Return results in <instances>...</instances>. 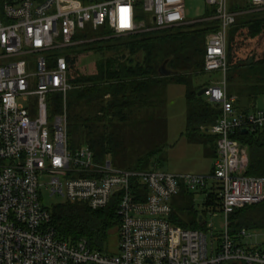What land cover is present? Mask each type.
I'll use <instances>...</instances> for the list:
<instances>
[{"label":"built area","instance_id":"built-area-1","mask_svg":"<svg viewBox=\"0 0 264 264\" xmlns=\"http://www.w3.org/2000/svg\"><path fill=\"white\" fill-rule=\"evenodd\" d=\"M206 2L214 15L203 21L214 20L216 29L206 35L204 69L220 73L203 94L221 109L208 129L216 137V161L209 174H180L117 169L90 145L71 148L67 112L50 115L48 100L53 94L67 100L74 88L67 56L85 42L81 35L106 28L121 37L197 23L189 22L184 0H0V264H264V230L233 235L230 220L236 210L264 201V176L245 174L249 148L233 137L242 129L264 132V107L238 112L227 82L230 30L241 15L263 10L264 0H247L244 9L230 0ZM139 13L148 14L150 26ZM45 184L52 195L93 210L114 204L118 252L59 238ZM183 191H206L205 200L212 194L207 212L222 215L212 257L206 232L212 223L202 218L205 229H190L173 221L172 199Z\"/></svg>","mask_w":264,"mask_h":264},{"label":"trees","instance_id":"trees-1","mask_svg":"<svg viewBox=\"0 0 264 264\" xmlns=\"http://www.w3.org/2000/svg\"><path fill=\"white\" fill-rule=\"evenodd\" d=\"M85 4L100 0H82ZM236 7V5L234 6ZM240 8H248L244 5ZM211 11L209 16H213ZM148 14L139 13L138 19H146ZM214 20L203 21L197 26L185 25L167 29L142 31L128 35L125 39L112 36L110 30L100 28L101 40L83 43L76 46V51L68 55L69 81L74 88L71 98L77 100H93L99 107L98 115L106 112L111 117L131 113L137 108L147 105V100H154L158 89L165 79L174 84L185 86L186 98L189 105V129L200 130L201 135L209 134L207 129L220 116L221 109L215 104L207 102L198 92L206 85H197L195 79L204 69V52L206 35L216 29ZM97 30V31H98ZM90 38V34L81 35ZM95 54L97 57L93 67L82 75L77 64L81 57ZM167 62L169 69L177 74L162 77L160 66ZM228 71L227 82L230 93H235L239 100L257 101L264 94V16L261 12L243 14L231 28L228 40ZM78 89V90H77ZM109 95V98L106 96ZM69 96L67 95V104ZM64 99L61 94L49 96L48 109L50 115L64 111ZM68 134L72 121V113L67 108ZM87 120H81L85 123ZM194 134V132H193ZM249 148V164L245 172L249 176H264V132L260 130L237 131L233 136ZM96 157L104 160V138L89 143ZM100 147V151L96 149ZM71 148L74 146L71 145ZM183 197L188 192L183 191ZM203 193H206L204 191ZM206 204H210V197ZM175 205L177 212L173 214V221L190 229H203L204 215L195 213L191 207ZM183 210L190 216L184 218ZM203 216V219L200 217ZM53 225L59 238L70 243L87 240L94 250L103 252L104 236L110 226H119L120 218L114 204L104 209L93 210L85 203L65 201L52 207ZM231 232L238 235L242 228L264 229V201L236 210L230 215ZM223 264H244L235 261Z\"/></svg>","mask_w":264,"mask_h":264},{"label":"rangeland","instance_id":"rangeland-1","mask_svg":"<svg viewBox=\"0 0 264 264\" xmlns=\"http://www.w3.org/2000/svg\"><path fill=\"white\" fill-rule=\"evenodd\" d=\"M246 2L247 0H230L232 6H244ZM184 3L189 22H198L197 26L202 24L203 19H207L213 10L206 0H184ZM259 11L264 16V9L248 11L245 14ZM185 25L194 26L195 24H182L173 27ZM102 32V30H90L86 32L90 34V38H85V40L80 37L79 39L84 40L85 44L108 38L103 37ZM126 37L121 36L123 39ZM72 51H76V48H72ZM97 57L90 53V55L80 58L77 68L81 75L93 67ZM219 78L220 73L218 72L202 71L196 77L195 82L197 85H205L211 81H217ZM71 94L72 91L68 93V104L66 100L64 101V108L66 112H68V108L72 113V121L69 126V144L74 146V149L82 145H89L95 139L104 138L105 147L109 149L105 153V159L111 160L113 167L117 169L157 170L173 173L183 171V169H191L189 170L190 173L211 169L212 162L209 166L208 160H204V147L199 143L207 144L208 150L213 153L215 152L213 146L214 144L216 146V137H213L211 133L206 134L204 132H202L204 134L202 136L200 130H192L194 126L189 129L187 119L189 105L185 86L174 84L169 79H165L161 88L158 89L155 99L147 100V105L137 108L131 113L126 111L123 114L127 116L126 118H123L122 114L111 117L108 112L104 116H99V107L95 105L93 100L80 101L77 100V97L71 98ZM257 104L264 107V94L259 96ZM84 119L87 121L82 123L81 120ZM96 149L100 151L101 148L96 146ZM214 160L216 161V157ZM40 181L46 183L48 178H40ZM42 194L48 207H54L56 204L65 202L61 195H52L46 184L42 188ZM172 203L174 209L177 204L182 205L183 208L191 207L195 213L204 215V219L213 224L212 231L210 232V229L207 228L206 232L209 238V254L210 257L214 256L216 251H212V246L217 249L223 233V219L220 212L218 211L217 217L208 214L205 194L203 193H188L187 197H183V193H180L172 199ZM180 215L186 219L190 217L187 210H183V214ZM118 227L115 225L107 229L104 236L103 253L114 254L118 252ZM262 241H264V236Z\"/></svg>","mask_w":264,"mask_h":264},{"label":"crops","instance_id":"crops-1","mask_svg":"<svg viewBox=\"0 0 264 264\" xmlns=\"http://www.w3.org/2000/svg\"><path fill=\"white\" fill-rule=\"evenodd\" d=\"M246 5H247V2H246ZM227 53H228V47H227ZM228 92H229V89H228ZM230 93V92H229ZM231 95H235L237 97V100H236V103H235V106H236V109L238 110V112L240 113H248V112H251L253 111L255 108H262L260 106H258L257 101H250V100H239L238 99V96L235 94V93H230ZM106 98H109V95L106 96ZM208 131V129H207ZM214 137V136H213ZM199 145H202L204 147V152H203V157H204V160H208V163H209V166H210V163H211V169H207L206 171H203V172H197L198 174H208V173H211L212 170H213V166H214V159L216 157V146L214 144V151L215 152H211L208 150V147H207V144L204 145L203 143H199ZM213 158V161H211V159ZM210 159V161H209ZM190 167V166H189ZM191 169H183V171H176V173H190ZM175 173V172H174Z\"/></svg>","mask_w":264,"mask_h":264},{"label":"water","instance_id":"water-1","mask_svg":"<svg viewBox=\"0 0 264 264\" xmlns=\"http://www.w3.org/2000/svg\"><path fill=\"white\" fill-rule=\"evenodd\" d=\"M155 21H156V18L154 17V18H153V22H155ZM159 73H160V75H161L162 77H168V76H172V75L177 74V72H175V71H173V70H171V69L168 68V66H167V62H164V63L160 66V68H159ZM205 91H206V88H202V89L198 92V95L202 97ZM241 131H242L243 133H246V132H247V129H242ZM202 218H203V217L201 216L200 219H202Z\"/></svg>","mask_w":264,"mask_h":264}]
</instances>
